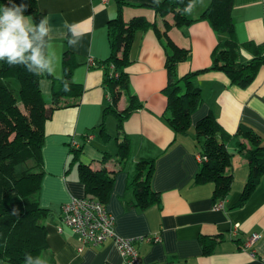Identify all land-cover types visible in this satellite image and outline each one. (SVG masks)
I'll list each match as a JSON object with an SVG mask.
<instances>
[{
	"label": "crops",
	"instance_id": "0c3cea01",
	"mask_svg": "<svg viewBox=\"0 0 264 264\" xmlns=\"http://www.w3.org/2000/svg\"><path fill=\"white\" fill-rule=\"evenodd\" d=\"M126 1L129 2L123 7L126 21L143 15L155 22L160 32L165 29L164 18L153 8V4L161 0ZM210 2L195 0L191 3V12L186 14L199 18ZM37 6L50 20L45 58L54 70L52 74L59 80L64 78L63 59L65 53L70 52L77 61L72 81L83 87L79 104L58 108L45 123V175L40 200L51 214L44 218L48 248L42 258L53 264H125L114 239L101 244H83L62 223L63 204L73 196L86 195L85 186L78 179V162L70 164L73 158L70 146L82 145L81 161L96 170L103 166L109 171L116 170L107 208L115 217L114 228L118 235L139 238L136 246L143 264H264V175L247 202L241 207L235 206L250 171L248 159L238 148V142L243 141L236 135L239 125L250 126L264 145V64L247 88L231 83L223 71H204L213 63L215 47L227 35L215 31L206 20L178 27L173 25L170 14L166 17L172 25L168 29L169 36L191 50L190 58L179 66V73L202 70L196 83L202 89L203 102L191 115L189 133L176 134L165 120L166 50L156 30L150 28L137 33L129 66L130 93L137 96L142 106L125 119L121 130L117 117L109 115L106 127L111 138L105 142L96 128L110 103L103 82L104 71L101 67L89 66L87 61L89 58L104 60L110 55L108 24L118 13L117 3L115 0H37ZM233 18L236 39L241 44L240 57L248 62L253 54L242 45L249 41L264 43V0H234ZM65 22L75 24L83 34L75 48L69 46L71 34L64 27ZM41 88L49 104L53 81L44 77ZM127 104L128 97L124 94L118 109L124 110ZM211 112L231 136L225 143L232 154L228 172L233 182L224 200L213 198V182L196 181L202 164L198 159L200 144L195 126ZM90 132L86 140L85 135ZM126 135L130 141V156L125 164L119 165L117 142ZM143 158L155 160L151 186L160 196L158 204L145 210L132 206L135 196L128 187L137 163ZM219 203L221 206L217 207ZM59 226L63 227L62 231L58 230ZM254 235L258 238L251 243ZM201 236L218 240L212 253H204ZM0 264L13 263L0 259Z\"/></svg>",
	"mask_w": 264,
	"mask_h": 264
},
{
	"label": "trees",
	"instance_id": "16d2710c",
	"mask_svg": "<svg viewBox=\"0 0 264 264\" xmlns=\"http://www.w3.org/2000/svg\"><path fill=\"white\" fill-rule=\"evenodd\" d=\"M115 1L118 13L108 24L110 55L104 60L96 59L93 65L87 61L89 66L101 67L104 71L103 82L107 87L110 103L103 110L102 120L96 128L105 142L111 138L106 127L109 115L117 117V126L121 130L125 119L142 106L137 96L130 93L129 66L132 63L131 49L137 33L150 28L156 30L166 50L168 82L164 88L167 96L165 120L176 134L189 133L191 115L203 102L202 89L196 83L202 70H190L183 75L179 73V66L190 58L191 50L178 45L169 36L168 29L172 25L166 17L170 14L173 25L178 27L206 20L215 31L227 35L215 47L213 63L204 71H223L231 83L247 88L264 64V43L246 42L242 47L250 51L253 58L245 62L240 57L241 44L236 39L233 18L234 0H211L199 18L189 17L185 11L195 0L158 1L153 4V8L165 20V29L162 32L155 22L143 15L126 21L123 7L129 2ZM21 2L26 7L23 15L39 24L44 15L38 9L37 0H0V14L4 7L19 5ZM29 35L34 36L35 32H30ZM47 43L48 34L42 41L34 40V47L40 46L44 57ZM76 66L77 61L73 54L66 52L63 59L64 78L59 80L53 74L42 72L35 75L23 65L10 66L5 61H0V259L13 264H24L28 261L39 264L54 263L42 258L43 252L48 248V231L44 218L51 214V210L43 207L40 200L45 175V123L58 108L79 104L83 87L72 81ZM44 77L53 81L49 104L41 88ZM124 94L128 97V104L124 110H119L118 102ZM67 99L73 101L65 102ZM195 133L200 144L199 153L207 158L201 162L196 181L213 182V198L224 200L233 182V177L228 172L232 154L225 143V139L231 136L226 134L213 112L196 123ZM90 135L91 132L85 135V139ZM236 135L243 139L238 142V148L248 159L250 167L240 200L235 205L241 207L251 197L264 175V145L260 135L250 126L240 124ZM130 150V141L126 135L117 142L116 158L119 165L126 163ZM70 152L73 156L70 164L78 162V179L85 186V197L101 202L107 208L116 170L109 171L106 166L96 170L81 161L82 145H71ZM154 161L153 158L141 159L137 163L134 177L128 183L135 196L132 202L135 208L145 210L160 202V196L151 186ZM200 242L204 253L210 254L218 240L216 237L201 236Z\"/></svg>",
	"mask_w": 264,
	"mask_h": 264
},
{
	"label": "clouds",
	"instance_id": "9594fccd",
	"mask_svg": "<svg viewBox=\"0 0 264 264\" xmlns=\"http://www.w3.org/2000/svg\"><path fill=\"white\" fill-rule=\"evenodd\" d=\"M192 5L189 4L185 11L191 12ZM26 10L21 2L2 9L0 14V61H5L10 66L23 65L33 74L42 73L45 70L48 74L53 73L50 62L44 57L40 46L34 47V40H41L49 32L48 17L40 20L39 24L33 23L23 13ZM64 27L71 34L69 46L75 48L77 40H81L82 33L78 31L75 24L65 22ZM30 32H35L30 36ZM26 53H30L26 55ZM68 90V87H65Z\"/></svg>",
	"mask_w": 264,
	"mask_h": 264
},
{
	"label": "built area",
	"instance_id": "2783aa9c",
	"mask_svg": "<svg viewBox=\"0 0 264 264\" xmlns=\"http://www.w3.org/2000/svg\"><path fill=\"white\" fill-rule=\"evenodd\" d=\"M94 58L88 59V64L93 65ZM200 162L207 160L206 157L198 154ZM221 203L217 204V207ZM62 223L68 226L76 234L83 244H101L112 238L115 240L125 264H143L139 258L136 241L139 238H125L118 235L115 231V217L101 202L87 198L73 196L62 207ZM63 230L62 226L58 227ZM238 225L233 229L236 235ZM258 238L254 235L250 242Z\"/></svg>",
	"mask_w": 264,
	"mask_h": 264
},
{
	"label": "rangeland",
	"instance_id": "374dc122",
	"mask_svg": "<svg viewBox=\"0 0 264 264\" xmlns=\"http://www.w3.org/2000/svg\"><path fill=\"white\" fill-rule=\"evenodd\" d=\"M26 18H29V17H26ZM29 19H30V18H29ZM30 20H31V19H30ZM31 21H32V20H31ZM22 109H23V110H25V109L23 108V106H22ZM110 116L113 118V116H112V115H110Z\"/></svg>",
	"mask_w": 264,
	"mask_h": 264
}]
</instances>
